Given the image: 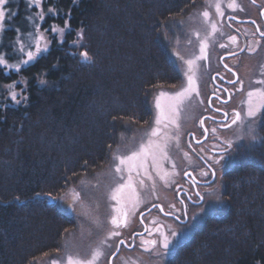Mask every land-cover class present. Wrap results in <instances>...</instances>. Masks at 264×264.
Returning a JSON list of instances; mask_svg holds the SVG:
<instances>
[{
	"label": "trees",
	"instance_id": "16d2710c",
	"mask_svg": "<svg viewBox=\"0 0 264 264\" xmlns=\"http://www.w3.org/2000/svg\"><path fill=\"white\" fill-rule=\"evenodd\" d=\"M203 1L44 2L54 12L42 28L63 26L64 39L50 35L49 51L17 73L0 66V85L19 76L28 83L19 104L0 93V264H37L62 249L77 222L56 196L105 168L125 129L151 123L155 93L182 82L166 35ZM39 76L54 84H38ZM261 116L260 140L224 171L227 210L209 215L166 264H264V109Z\"/></svg>",
	"mask_w": 264,
	"mask_h": 264
},
{
	"label": "rangeland",
	"instance_id": "374dc122",
	"mask_svg": "<svg viewBox=\"0 0 264 264\" xmlns=\"http://www.w3.org/2000/svg\"><path fill=\"white\" fill-rule=\"evenodd\" d=\"M23 1L25 10L22 13V17H25L26 20H24L25 18L22 19L23 24L20 25L15 20V16L18 14L17 5L19 0H7L3 5L5 17L2 21L3 28L0 29V56L7 61V64H0V66L8 74L12 72L17 73L20 69L34 62L39 55L49 51L51 43L50 35H55L62 40L67 30L65 27L58 26L57 24L50 26V32L49 28H42L44 16L49 11L54 12L51 8H48L44 12L43 4L47 0ZM232 1L204 0L192 8L187 15L178 18L172 30L167 32L166 37L171 45L172 55H174L176 63L180 66L184 76L182 82L178 86L160 88L155 93L153 97L154 115L151 123L148 126L125 129L122 132L123 135L120 137L118 146H116L111 154V161L105 168L79 178L76 183L66 189L63 195L56 196V201L61 209L71 213L75 217L77 227L68 233L62 249L40 259L37 264H53V261L56 264H67L69 256L86 261L90 260L97 252L100 255L95 264H109L110 257L117 248L119 241L123 239L127 242V245L125 243L121 244L118 254L113 257L112 264H166L167 257L177 244L185 240L209 215H220V213L227 210L223 194L224 171L234 165V160L239 149L247 151L246 145L249 146L260 140L258 138L259 122L261 121V114L264 108L261 109L257 117L250 118L246 115L247 103L242 108V122H237V124L224 132L233 141L230 151L220 161L219 166H217L219 167L217 179L208 187L203 188L205 189L204 191L202 190L204 195L203 202L197 206L190 205L191 208L188 210L189 220L186 224H181L174 218L168 217V215L164 216L160 209L154 206L158 209H152L142 217L146 223L147 234H145L144 238H141V236L136 239L134 235L132 241V234L135 230L139 232L144 231L142 220L139 218L143 210L153 205L154 202L162 203L164 210H168L166 206L171 207V203H179L176 184L182 183L186 186L187 180L184 179V172L193 163L194 165L197 163V156H194L187 146L186 136L190 131H195L197 136H199V133H202L200 126L201 118L205 112L209 111L208 96L210 90L207 85L211 82L213 71L221 69L219 57L228 49V45H225L223 40L226 39L229 31L232 30L227 25L229 23L227 22L226 24L223 16L228 14L230 10L229 5L232 4ZM244 1L250 4V0ZM261 3L264 4V1L260 0ZM217 4L220 5V8H224L222 20L220 19L221 12H218L216 8ZM205 11L209 13L208 17L203 15ZM212 24L217 26L215 33L211 32ZM229 26L232 27V24H229ZM53 28L56 29L55 32L52 31ZM8 30H13V36L9 38L6 37V31ZM196 33H199V36ZM205 39H207L208 44L206 50L207 58L196 60L191 66L190 72L187 61L200 56L201 43ZM36 41H39L41 52L37 53L36 58L29 61L28 64H23L22 61L28 59L27 52L29 50L36 52ZM80 42L75 41L73 43L77 44L79 57L83 59L81 54L84 51L79 48ZM5 44L8 45V50L4 49ZM21 44L23 45V50H21ZM221 45H225V47H221ZM45 47L47 50H44ZM259 51L263 53L262 61L264 62V42ZM246 58L247 54L245 53L242 60L245 61ZM237 60L235 59V61ZM206 63L209 66L208 68ZM8 65H19V68L9 67ZM189 72L196 81L198 95L197 93H192L180 105L179 114L176 117L177 124L179 125L178 128L165 122L167 126L161 124L159 126L161 128L160 134L152 137L151 132L153 128L157 127L155 121L159 114V110L155 107L156 99L160 97L161 92H166L169 96H172L187 87L188 76L186 74ZM261 75L264 77V73ZM42 81L44 83H41ZM37 83L43 86L54 84L51 81L44 80L40 76L37 79ZM27 84V81L19 76L17 79L7 83H1L0 93L4 95L5 100H10L9 103L16 105L17 103L12 100L11 93L15 92L17 100L22 102L26 96L24 89ZM163 102H167V98H164ZM210 125L213 126L214 124L210 123ZM149 139L165 145L164 150L169 159L161 157L159 160V171L156 165L149 159L148 171L150 178L144 176L143 169H140L139 176L135 173L133 174L135 191L138 194L136 197L133 196L130 189H126L120 194L119 201L113 199L114 190L121 183L127 181L128 175L127 166H122L123 170L120 173L115 171L118 163L117 157L130 155L131 152L137 151L141 144H147ZM195 146L200 148L199 145ZM173 164H175V168H173ZM141 180H143V184L140 183ZM137 199L138 202L133 207V201ZM117 209H122V212L127 213V215H123ZM113 217L117 218L119 227L112 223ZM161 225L164 226L165 232L169 236H171V232L174 230L178 233V237L170 245V252L163 256H158L156 249L146 251V246L142 244V241L145 239H159V234L153 231V229ZM113 231L119 232L120 235H110ZM144 233L139 235H144Z\"/></svg>",
	"mask_w": 264,
	"mask_h": 264
},
{
	"label": "flooded vegetation",
	"instance_id": "af4514ba",
	"mask_svg": "<svg viewBox=\"0 0 264 264\" xmlns=\"http://www.w3.org/2000/svg\"><path fill=\"white\" fill-rule=\"evenodd\" d=\"M261 4L260 0H254V2L253 0H250V4L246 3L244 0H233L231 4L233 6L230 7L229 5L230 10L228 11V14L223 16L226 24V18L232 15L240 19H252L255 21L252 22L243 20L242 22L231 18L232 27L227 24L232 31H229L228 36L223 40L224 44L228 45V49L227 51H224V53H232V55L225 56L223 53V55L219 57L221 69L219 71H213L211 74V82L207 85L210 90L208 97L211 98V103H209L208 99L209 111L205 112L203 116L208 114L213 117V119L210 117L204 118L205 127L208 129L207 137L203 142L196 143L192 140V135L190 136V141L194 149L198 152V154L192 152L194 156H197L198 158L196 161L197 163L196 165L193 163V165L186 168L184 172V179L187 180L186 186L182 183L176 184L179 203H171V207L166 206L168 207V210L165 209L167 212H173L176 215H180L181 220L178 222L181 224H186L189 220L188 210L191 208L190 205L197 206L203 202L202 200L204 199V195L202 190H205L203 188L211 185V183H213L218 177L219 167L217 166H219V164L213 163V156L215 155L219 157L220 151L218 146L222 145L226 140H231V137H229V135H225L224 132L235 125L231 123L234 118V113H242V108L246 104L247 93L249 91L264 87L263 84L258 83L259 81L264 80V77L261 75L264 73V62L262 61L263 53L259 51L264 42V36H261V33L264 32V4ZM220 9V12L223 13L224 8ZM220 19L222 20V15ZM229 36H236V42L233 43L230 41L228 39ZM249 48H253L255 50L249 51ZM245 53L247 54V58L243 61L242 57ZM235 59L238 60L235 61ZM206 65L208 68L209 66L207 63ZM225 65H227V67H225ZM230 81H234L235 83H230ZM241 82L243 87H241ZM217 109H220V111H217ZM225 114L227 115L225 116ZM210 123H213L214 125L211 126ZM222 124H228L231 126L221 127ZM200 126L202 133H199V136L196 135L195 131L189 132L195 133L196 139H201L205 135V130L203 129L201 122ZM213 129H215V131H213ZM187 136L186 142L188 146ZM195 145H199L200 148H197ZM214 148L217 149L215 153L213 151ZM209 165L212 166L211 169L209 168ZM213 169L215 170V175L212 174ZM185 173H187V175ZM205 173H207V175H205ZM188 197H191V199H188ZM200 197L203 199L199 200V204L194 203ZM160 204L163 208V204ZM172 205H175V207H172ZM185 206L187 208V214H184ZM154 209L158 208L154 207ZM168 217L175 219V217L170 215H168ZM136 232L139 231L135 230L133 234ZM147 232L144 233V235L135 234V239L141 236V238H144Z\"/></svg>",
	"mask_w": 264,
	"mask_h": 264
},
{
	"label": "snow or ice",
	"instance_id": "6c2138e0",
	"mask_svg": "<svg viewBox=\"0 0 264 264\" xmlns=\"http://www.w3.org/2000/svg\"><path fill=\"white\" fill-rule=\"evenodd\" d=\"M7 2V0H0V29L3 28V23L2 21L4 20L5 17V11L3 8V5ZM254 2V0H253ZM233 5H230V7ZM217 11L220 12V5H216ZM223 15V13H220ZM205 17L209 16V13L205 11L203 13ZM52 31H56L55 28L52 29ZM217 31V26L215 24L211 25V32L215 33ZM63 32V30H61ZM197 36H199V33H196ZM261 36H264V32L261 33ZM228 39L232 41L233 43L236 42V36H229ZM207 39H205L201 43L200 47V56L196 57L195 59H190L187 61L189 67H190V72H191V66L196 62V60L200 59H206L207 58ZM221 47H225V45H221ZM21 50H23V45L21 44ZM44 50H47L45 47ZM255 49L249 48V51H254ZM242 51V50H241ZM41 52L40 44L39 41H36V52H33L29 50L27 52V60L22 61L23 64H28L29 61H32L33 59L36 58L37 53ZM232 54V53H230ZM83 59L85 61L89 60L87 52H84L81 54ZM0 64H7V61L4 60L2 56H0ZM9 67H15L19 68V65H8ZM227 67V65H225ZM186 74L188 76V84L187 87L183 88L180 92L175 93L172 96H169L168 93L166 92H161L160 97L156 99L155 102V107L159 110V114L156 118V125L157 127L153 128L151 132L152 137H156L160 134L161 128L159 127L161 124H165L167 126V123H170L172 125H175L177 128L179 125L177 124L176 117L179 114V108L180 105L183 103L184 99L190 96L192 93H197L198 95V90L196 87V81L193 78V76L190 74ZM41 83H44L43 81ZM230 83H235L234 81H230ZM258 83L264 84V80L259 81ZM11 87V85H9ZM241 87H243V84L241 82ZM12 100L15 101L17 104L20 103V100H17L16 93L12 92L11 93ZM164 98H167V102H163ZM247 112L246 115L247 117L250 118H255L257 117L258 113H260L261 109L264 108V88H256L252 91H249L247 93ZM217 111H220V109H217ZM227 114H225L226 116ZM167 122V123H165ZM237 122H242V117L240 112H235L234 113V118L232 119L231 123L232 124H237ZM254 122V121H253ZM203 123V121H201ZM231 125L228 124H222L221 127H230ZM215 131V129H213ZM167 139V137H166ZM178 140V138H176ZM255 139V137H253ZM233 141L231 140H226L222 145H219V151L220 155L219 157L213 156V163L215 164H220V161L224 159V157L227 155L229 149L232 146ZM165 145L160 144L158 141H154L152 139H149L147 144H141L139 149L137 151L131 152L130 155L127 156H119L117 157L118 163L116 165L115 171L117 173H120L123 170L122 166H127V181L125 183H121L115 190L113 194V199L120 200V194L124 192L126 189H130L133 193V196L136 197L138 194H136L135 191V185L133 182V174L135 173L137 176L140 175V169H143V174L144 176H148L150 178V173L148 171V161L151 159V161L156 165L157 170H160V164L159 160L161 157L163 159H169L167 156L166 151L164 150ZM217 149L214 148L213 151L215 153ZM211 165H209V168L211 169ZM173 168H175V164H173ZM187 175V173H185ZM212 174L215 175V170H212ZM207 175V173H205ZM163 178V177H161ZM141 184H143V180L140 181ZM50 198L51 195L49 194ZM188 199H191V197H188ZM203 199L200 197L197 201L194 203L199 204V200ZM138 202L137 200L133 201V207H135V204ZM155 206V205H154ZM172 207H175V205H172ZM118 212H122V209H117ZM123 215H127V213H123ZM184 214H187V208L185 206L184 208ZM166 215H173L175 216V219L177 221L181 220L180 215H176L173 212H168ZM112 223L117 225L119 227L118 221L116 217H113ZM153 231L157 232L159 234V239H150V240H143L142 244L146 246L145 250L150 251L152 249H156V254L158 256H163L170 252V245L174 243L176 238L178 237V233L176 231L171 232V236H169L164 229V226H159L153 229ZM110 235L112 236H118L120 235L119 232L113 231ZM121 243H124L123 241ZM162 249V250H161ZM100 253L97 252L93 255V257L90 260H81V259H74L73 257L69 256L67 264H95V261L99 257ZM53 264H56L55 261H53Z\"/></svg>",
	"mask_w": 264,
	"mask_h": 264
},
{
	"label": "water",
	"instance_id": "95a60500",
	"mask_svg": "<svg viewBox=\"0 0 264 264\" xmlns=\"http://www.w3.org/2000/svg\"><path fill=\"white\" fill-rule=\"evenodd\" d=\"M231 18L236 19L237 21H242V22H243V20H245V21H252V22L255 21V20H252V19H240V18H238V17L232 15V16H228V17L226 18L227 22H228L230 25H231ZM224 55H225V56H228V55L230 56V55H232V54H228V53H226V54H224ZM209 103H211V98H209ZM205 117H210V118H212V116H211V115H208V114H205V115L201 118V119H202L201 121H203V123H201V124H202L203 129L205 130V135H204L201 139H196V138H195V133H189L188 136H187V141H188L189 149H190L191 152H193V153H197V154H198V152L196 151V149H194V147H193V145H192V143H191V141H190V136L192 135V137H193L192 140L195 141L196 143H201V142H203V141L205 140V138L207 137V134H208V129H206V127H205V119H204ZM224 120H226V119H224ZM50 200H51V202H53L52 199H50ZM154 205L157 206V207L160 209V211H161L162 214L165 215L166 213H168L167 211L164 210V208H162V205H161L160 203H154L153 205L149 206L147 209L143 210V212L140 214L139 218L142 220V224H143V228H144L143 230H144V231L134 233L133 236H132V241H133V238H134V235H135V234H143L144 232L147 231V230H146V223H145V221H143L142 217H143V215H144L145 213H147L148 211H151L152 209H154ZM170 216H173V215H170ZM173 217H175V216H173ZM122 241L127 245V242H125L124 239L119 241V244H118L117 248L115 249V251L113 252L112 256H111L110 259H109V264H112L113 257H114L116 254H118V251L120 250V247H121V244H122L121 242H122Z\"/></svg>",
	"mask_w": 264,
	"mask_h": 264
}]
</instances>
